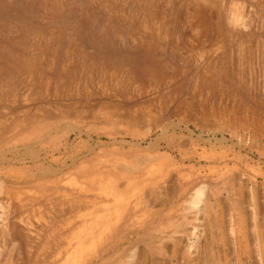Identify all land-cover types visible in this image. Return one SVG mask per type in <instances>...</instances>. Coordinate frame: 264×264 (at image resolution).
<instances>
[{
  "label": "rangeland",
  "instance_id": "obj_1",
  "mask_svg": "<svg viewBox=\"0 0 264 264\" xmlns=\"http://www.w3.org/2000/svg\"><path fill=\"white\" fill-rule=\"evenodd\" d=\"M0 232V264H264V0H0Z\"/></svg>",
  "mask_w": 264,
  "mask_h": 264
},
{
  "label": "bare ground",
  "instance_id": "obj_2",
  "mask_svg": "<svg viewBox=\"0 0 264 264\" xmlns=\"http://www.w3.org/2000/svg\"><path fill=\"white\" fill-rule=\"evenodd\" d=\"M155 151V150H154ZM162 160H164V159H162ZM154 165V164H153ZM152 165V166H153ZM145 166V165H144ZM155 166V165H154ZM151 167V166H150ZM153 168V167H152ZM160 168V167H159ZM146 169H148V167L146 168ZM145 169V170H146ZM157 169V168H156ZM122 170V169H121ZM152 170V169H151ZM162 171V170H161ZM148 172V171H147ZM152 172V171H151ZM153 173V172H152ZM163 173V172H162ZM131 174V173H130ZM155 174V173H154ZM121 175V174H120ZM124 175H125V173H124ZM123 175V176H124ZM149 175H150V173H149ZM156 175H158V174H156ZM130 176V175H129ZM132 177V176H131ZM131 177H128V178H131ZM160 177V176H159ZM110 178V177H109ZM133 178V177H132ZM69 179V178H68ZM112 179V178H111ZM125 179H127V178H125ZM72 180V179H71ZM152 180V179H151ZM156 180V179H155ZM150 181V180H149ZM68 182V181H67ZM71 182V181H70ZM72 182H74V181H72ZM112 182H114V180L112 181ZM112 182L110 181V179H108V181L107 182H105V184H104V189H103V194L105 195V196H107V197H113L114 199H115V201H116V203H117V205H115L116 207H115V209L113 210L114 211V215L117 217V219L121 216V214H122V212H123V210L126 208V205H127V201H128V199L130 198V197H133V196H135V192L137 191V187H133V188H130L129 187V189H127V190H125V191H117V189H115L114 187H113V184H112ZM152 182V181H151ZM155 182V181H154ZM129 183V182H128ZM148 183H150V182H148ZM67 184H69V183H67ZM74 184H75V182H74ZM79 184V183H78ZM130 184V183H129ZM100 185V184H99ZM102 185H103V183H102ZM101 186V185H100ZM84 187V186H83ZM139 188V187H138ZM88 189V188H87ZM97 189H98V187H97ZM141 189V188H140ZM77 190V189H76ZM102 190V189H101ZM183 191V190H182ZM76 192H78V190L76 191ZM141 192H142V190H141ZM163 192H165V188H164V191ZM172 192V191H171ZM184 192V191H183ZM75 193V192H74ZM87 193V192H86ZM89 193V192H88ZM94 193V192H93ZM99 193V192H98ZM97 193V194H98ZM25 194V193H24ZM28 194V193H27ZM77 194V193H76ZM99 194H101V193H99ZM167 194V193H166ZM202 194H208V191H207V188L206 187H201V188H198L196 191H194L192 194H190V197L188 198V207H190V205H191V203L195 200V199H197V198H199V196H201ZM15 195V194H14ZM84 195V194H83ZM137 195V194H136ZM165 195V194H164ZM163 195V196H164ZM16 196V195H15ZM162 196V195H161ZM167 196V195H166ZM182 196V195H181ZM12 197H13V195H12ZM75 197V196H74ZM93 197V196H92ZM86 198V197H85ZM84 198V199H85ZM89 198V197H88ZM163 198V197H162ZM170 198V197H169ZM113 199V200H114ZM165 198H163V200H164ZM68 200V199H67ZM66 200V201H67ZM82 200V199H81ZM87 201V200H86ZM92 201H94V199L92 200ZM166 201V200H165ZM77 202V201H76ZM88 202H90V198H89V200H88ZM196 202V201H195ZM199 202V201H198ZM66 203V202H65ZM179 203V202H178ZM69 204H71V203H69ZM86 204V203H85ZM157 204V203H156ZM208 204V203H207ZM27 205V204H26ZM153 205V204H152ZM194 205V204H193ZM136 206V205H135ZM57 207H59V205H57ZM188 207H186V208H188ZM197 207V206H196ZM204 207V206H203ZM208 207V206H207ZM254 207V206H253ZM110 208V207H109ZM193 208H194V206H193ZM56 209V208H55ZM106 210V209H105ZM203 210H205V209H203ZM208 210V209H207ZM55 211H57V210H55ZM82 211V210H81ZM87 211H89V210H87ZM60 212H62V211H59V213ZM67 212H68V210H67ZM209 212V211H208ZM7 213V212H6ZM54 214V213H53ZM65 214V213H64ZM95 214V213H94ZM97 215V214H96ZM99 215V214H98ZM209 215H210V212H209ZM64 216V215H63ZM88 216V215H87ZM189 216V215H188ZM190 216L192 217V219H194V217H195V215H193V214H190ZM81 217V216H80ZM107 217V216H106ZM206 217V216H205ZM248 217V216H247ZM90 218V217H89ZM243 218V217H242ZM241 218V219H242ZM240 219V220H241ZM249 219V218H248ZM247 219V220H248ZM97 221H98V219H96ZM243 220V219H242ZM241 220V222H243ZM57 221V220H56ZM69 221V220H68ZM106 221V220H105ZM103 222V221H102ZM112 222V221H111ZM249 222V221H248ZM55 223V222H54ZM86 222H84V224H85ZM88 223V222H87ZM59 224H62V223H59ZM64 224V223H63ZM115 224V223H114ZM113 224V225H114ZM241 224V223H240ZM57 225V224H56ZM59 226V225H58ZM107 226V225H106ZM246 226H249V224L248 225H246ZM80 227V226H79ZM78 227V228H79ZM101 227V226H100ZM242 227V226H241ZM93 228V227H92ZM239 228H240V226H239ZM246 228V227H245ZM242 229V228H241ZM77 230V229H76ZM90 230V229H89ZM109 230V229H108ZM243 231H244V229H242ZM4 231H6V230H4ZM86 231H88L86 228H84V227H82V228H80L79 230H78V235H80V236H82V235H84L85 233H86ZM1 233V232H0ZM75 233V232H74ZM76 234V233H75ZM105 234V233H104ZM242 234V233H241ZM1 235V234H0ZM101 235H103V233L101 234ZM109 235V234H108ZM149 235V234H148ZM243 235V234H242ZM75 236V235H74ZM95 236V235H94ZM2 237V236H1ZM60 237V236H59ZM102 237H104V236H102ZM74 238V237H73ZM72 238V239H73ZM89 238V237H88ZM98 238V237H97ZM69 239H71V238H69ZM81 239V238H80ZM101 239V238H100ZM107 239V238H106ZM3 240V239H2ZM77 240V239H76ZM83 240V239H82ZM90 240V239H89ZM96 240V239H95ZM105 240V239H104ZM139 240V239H138ZM151 240H153L152 238H151ZM87 241V240H86ZM85 241V242H86ZM159 241V240H158ZM67 242V241H66ZM85 242H83V243H81V244H84L85 245ZM71 243V242H70ZM87 243V242H86ZM100 243V242H99ZM246 244V243H245ZM76 245V244H75ZM80 245V244H79ZM79 245L77 244V246L79 247ZM90 245V244H89ZM96 245V244H95ZM244 246V245H243ZM89 247V246H88ZM245 247V246H244ZM96 248V247H95ZM73 249H75L74 247H73ZM80 250V249H79ZM79 250H77V252H79ZM92 250V249H91ZM97 250V249H96ZM169 250V249H168ZM246 250V249H245ZM71 251V250H70ZM84 251V250H83ZM176 251V250H175ZM139 252V251H138ZM138 252H137V257H136V259L138 258ZM169 252V251H168ZM76 254V253H75ZM75 254H74V256H75ZM140 254V253H139ZM136 255V253L133 255V257ZM72 256H73V254H72ZM79 256V255H78ZM86 256V255H85ZM141 256H143V255H141ZM141 256L139 257L140 259H141ZM81 259V258H80ZM80 259H78V260H80ZM87 259H88V257H87ZM77 260V261H78ZM84 260V259H83ZM118 260V259H117ZM137 260H139V259H137ZM72 261H74V260H72ZM85 261V260H84ZM140 261V260H139ZM144 261H145V259H144ZM79 262V261H78ZM143 262V261H142ZM129 263H130V261H129ZM128 264V263H127ZM144 264V263H143Z\"/></svg>",
  "mask_w": 264,
  "mask_h": 264
},
{
  "label": "crops",
  "instance_id": "obj_3",
  "mask_svg": "<svg viewBox=\"0 0 264 264\" xmlns=\"http://www.w3.org/2000/svg\"><path fill=\"white\" fill-rule=\"evenodd\" d=\"M165 201V200H164ZM157 203V204H156ZM163 204V201L161 202V201H156L155 202V205L158 207V206H161Z\"/></svg>",
  "mask_w": 264,
  "mask_h": 264
}]
</instances>
